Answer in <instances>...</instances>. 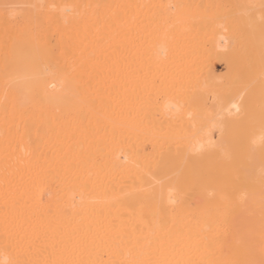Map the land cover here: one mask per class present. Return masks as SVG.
Instances as JSON below:
<instances>
[{
	"label": "bare ground",
	"instance_id": "6f19581e",
	"mask_svg": "<svg viewBox=\"0 0 264 264\" xmlns=\"http://www.w3.org/2000/svg\"><path fill=\"white\" fill-rule=\"evenodd\" d=\"M0 264H264V0H0Z\"/></svg>",
	"mask_w": 264,
	"mask_h": 264
},
{
	"label": "rangeland",
	"instance_id": "374dc122",
	"mask_svg": "<svg viewBox=\"0 0 264 264\" xmlns=\"http://www.w3.org/2000/svg\"><path fill=\"white\" fill-rule=\"evenodd\" d=\"M223 71V69H221L219 72H222Z\"/></svg>",
	"mask_w": 264,
	"mask_h": 264
}]
</instances>
